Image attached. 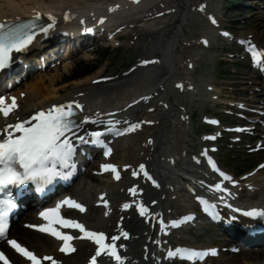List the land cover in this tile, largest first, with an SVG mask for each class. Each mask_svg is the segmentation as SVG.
Listing matches in <instances>:
<instances>
[{
  "label": "snow or ice",
  "instance_id": "1",
  "mask_svg": "<svg viewBox=\"0 0 264 264\" xmlns=\"http://www.w3.org/2000/svg\"><path fill=\"white\" fill-rule=\"evenodd\" d=\"M40 12H35L34 17L26 23L10 24L4 21H0V69L6 68L12 59L13 52L19 53L27 48V46L33 41L37 31L47 34L48 30L53 27L54 17L51 14H47L49 19L53 23L38 24L37 21L41 17ZM67 18V15H66ZM212 23H216L212 19ZM225 35H228L225 33ZM205 43H207L205 41ZM253 60L259 59V54L256 51L254 45L249 44L248 49ZM142 64L148 63V61H141ZM23 95V93H21ZM81 109L82 106L76 101H68L67 104L54 103L48 109H39L33 112L27 117V119L17 118L14 123H5L0 127V193H3V197L0 198V237H5L9 228V213L16 207L14 202L11 188L19 189L22 185L29 182L35 184L37 189L43 188L45 185L50 184L56 177L67 178L71 175V170L75 168L73 160L76 151V142H83L86 137L76 134L84 126L85 122L92 121L96 123L91 116H84L83 121L77 123L73 117L75 111L73 108ZM18 107L16 97H11L10 102L8 98L0 96V115L8 117L10 113ZM108 124H114L112 120L107 121ZM216 123V121H212ZM139 124L129 125L124 131H132L138 128ZM75 129L76 131H73ZM104 131H112L111 128H106ZM119 134V132H117ZM90 136L96 143H102L100 137V131H93L86 134ZM71 137V139L69 138ZM111 152L110 148H106L104 155L107 156ZM208 163L211 167L219 172L220 176L225 180H231V177L226 173L220 171L211 157L208 158ZM125 167H128L125 165ZM103 169H111L114 176L119 179V173L116 166L112 164L102 165ZM140 170L144 176L151 180L153 185L159 186L157 182L149 176L145 171L143 164L139 165ZM67 169L68 171H65ZM133 176L137 173L134 171ZM235 183V181H232ZM209 188L216 190L228 191L227 188L222 189V183H216L209 185ZM137 190L135 187L130 188L129 192L135 195ZM196 199L204 207V211L208 212L216 218L217 213L214 211V205L210 204L201 196H196ZM227 203V201H224ZM107 201H105V204ZM155 203V201H152ZM62 205H68L74 207L83 212L84 205L76 202L75 200L64 197L62 200L55 204V207L45 208L39 212V216L45 221H49V224L28 225L31 228H37L42 232H48L53 237L63 241L59 250L63 253H69L74 251L72 244L69 242L72 237L67 233L61 232L52 226L53 223L63 225L64 227H71L79 229L80 233L84 237L94 242L95 255L91 256L89 264H97V258L102 253H107L109 256L115 259L117 264H122V256L118 254L116 248L117 236L111 237V243L105 242V233L102 231H92L85 228V226L76 220L67 219L60 215L59 209ZM123 208L129 207L128 203L122 205ZM137 209L141 216H145L148 213V209L143 204H137ZM231 208V205H228ZM235 211L240 212L241 209L237 208ZM107 214V213H106ZM244 215L253 218L264 219V209L250 208L244 212ZM183 220H191L192 216L188 215L182 218ZM173 226L177 224V221H170ZM161 229L164 228V222L161 221ZM121 235L128 236V233L121 230ZM7 244L14 249V251L25 257L30 264H41V261H49L50 264H58V261L52 256H38L33 251L19 243L16 239H8ZM119 247H124L120 244ZM215 249H207L206 251H195L186 248H176L175 250H169L168 257H187L192 260L195 258L203 259L207 253L215 254ZM0 261L3 264H11L8 256L5 252L0 251Z\"/></svg>",
  "mask_w": 264,
  "mask_h": 264
},
{
  "label": "bare ground",
  "instance_id": "2",
  "mask_svg": "<svg viewBox=\"0 0 264 264\" xmlns=\"http://www.w3.org/2000/svg\"><path fill=\"white\" fill-rule=\"evenodd\" d=\"M114 0H2L0 1V18L8 16L10 13L18 14L20 11H24L27 9L36 8L39 9L43 5H48L55 7L59 10H64L68 7L75 9L77 12L83 13L88 10H102L107 7L109 3ZM156 0H143L137 5L133 6L134 10L131 13H128L129 23H133V27L131 28L134 32L146 33L153 32L156 34L154 39L150 42L151 50L154 47L162 48L163 58L168 60L167 64L163 66H147L145 68H140L135 71L132 75L129 76H119L108 83L102 84L101 86L92 85L90 82L85 83L81 88L74 89L70 93L65 95H57L58 92L61 91L66 85L59 86L58 81L61 80V77H52L47 76L46 74H38L32 78H29L26 82L23 83L20 89H17L16 92L23 90L25 92V96L20 98V112H27L31 110L35 106H40L46 103L53 101L59 97H69L78 91H85L84 99L86 106H89L91 110L98 109L100 106L104 105L105 110H109L112 107L117 105H122L129 99L135 97L139 92H145L147 89H150L155 83L163 82L164 88L166 89V93L163 96L166 98L170 97L171 93L168 90V80L176 73V69L174 67L175 56L172 53L173 40L168 38L165 39L164 42L161 41L162 34L169 30L170 33L173 32L172 29L175 30V34H177L176 27L173 25L170 29V24H172V20L175 16L183 17L186 22L181 24H186L188 21H192L194 18H190L193 16L187 15L185 11L181 10L176 14H171L168 16H163L161 18L153 19V20H144L141 16L139 6H145L146 4L153 3ZM165 4H172L171 2L178 1V6L186 4L188 1L193 0H162ZM186 2V3H185ZM191 19V20H190ZM168 24V25H167ZM182 31V29L180 30ZM249 32L253 33L256 38L260 40V44L264 46V23L260 21H256L254 26L249 27ZM67 66L65 65V68ZM163 70H165L163 72ZM187 69L184 67L182 72L185 73ZM92 75L87 77L88 79L95 77ZM100 85V84H99ZM164 93V92H163ZM157 116L155 118H161L160 123L157 126L146 127L145 134L146 136H152L154 138L155 147L152 151L147 150L144 154H148L149 156L156 158V156L163 150L161 147V141L166 140L168 137L175 138V146H178V136L181 132L182 128L172 127L167 123L168 116H173V108L169 110H164L159 114H155ZM177 119V118H176ZM172 128H176L178 130L175 131V136H171ZM130 137H125L119 141L116 145V153L113 156L117 157L118 151H122L121 149L125 145L126 139ZM130 144L125 145L126 148L130 146L128 152L124 150V159L127 161L128 158L132 159L134 154H131V148L136 147V143L134 139H129ZM168 144V141H167ZM183 161L180 162L182 164ZM106 186V183H102ZM93 185L90 186L88 184L77 186L74 188V194L80 195L86 201H89L93 192ZM82 218H89L88 214L82 215ZM115 217L108 219H101L98 217L94 222L92 220L86 219L91 226H97L104 228L109 220L114 221ZM127 220H125L126 223ZM131 224V221H130ZM13 234L18 236L20 239L27 242L32 248H34L38 252H46L51 253L55 251L56 242L47 236H42L35 232L29 230H23L21 227H13ZM41 236V237H38ZM78 250L74 253L66 257L68 262H77L83 258V250L86 247V242H78ZM89 246V245H88ZM264 257V250H245L242 249L238 254H235L231 258H227V256H220L218 258L217 264H249L248 259H258ZM254 262L252 261V264Z\"/></svg>",
  "mask_w": 264,
  "mask_h": 264
},
{
  "label": "rangeland",
  "instance_id": "3",
  "mask_svg": "<svg viewBox=\"0 0 264 264\" xmlns=\"http://www.w3.org/2000/svg\"><path fill=\"white\" fill-rule=\"evenodd\" d=\"M264 14V11L261 10H256V13H252V19L250 21H248V26H254L253 24L256 22L257 20V16H259L260 14ZM246 15V14H244ZM190 28L191 31L193 33H197L198 31L195 30H199L200 28L198 26L201 27L200 23L197 20H194L190 23ZM188 27H186L187 29ZM188 30V29H187ZM166 36V33L164 34ZM164 37V36H163ZM134 49L128 48H122V49H116V50H111L109 48H99L98 50V54H99V58L96 61H91L88 60V58L86 59H81L84 60L86 62L92 63L93 65H97L98 69L93 73V74H99V73H113L115 71H120L121 69H124L129 62L131 61V58L137 53V52H133ZM106 51V54L101 55V52ZM80 60V61H81ZM78 61V60H77ZM178 63V61H177ZM229 67H231V65L228 63V65H226V70H229ZM212 75L215 74V72L213 71V66H210ZM70 70V68H69ZM54 73V72H50L49 74ZM91 74V75H93ZM89 75V76H91ZM87 76V77H89ZM81 78V79H77L75 80L76 83L79 82H84V80L87 78ZM237 79V77H235L232 74H225V76L222 79H217V81L221 84V87H227L228 85H230L232 82H234ZM62 85V84H61ZM68 92V88H66V90H64V93ZM224 163L231 166V162H228L227 160H224ZM99 182V181H98ZM97 182V183H98ZM208 235V233H207ZM206 235V237H207ZM206 237H204L206 239ZM203 238V239H204ZM203 239H200L199 242L202 243L204 242Z\"/></svg>",
  "mask_w": 264,
  "mask_h": 264
}]
</instances>
